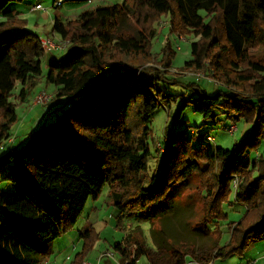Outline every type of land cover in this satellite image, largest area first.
<instances>
[{"label":"trees","instance_id":"trees-1","mask_svg":"<svg viewBox=\"0 0 264 264\" xmlns=\"http://www.w3.org/2000/svg\"><path fill=\"white\" fill-rule=\"evenodd\" d=\"M18 1L23 0H0V180L14 185L0 190V264H43L52 242L106 184L127 225L136 216L153 219L151 211L164 203L171 186L193 174L200 179L203 224L219 239L229 219L225 206L236 202L245 208L238 221L226 223L225 244L183 249L186 241L170 248L137 241L130 251L117 242L113 248L121 258L144 257L151 264L193 258L204 264L213 257H242L252 243L264 240V0H122L65 22L56 17L54 32L71 44L64 58L48 65L46 80L56 88L50 101L64 96L66 107L32 130L25 147H8L17 101H25L35 86L45 55L28 20L9 8ZM131 16L137 23L155 21L147 30H132ZM164 16L170 35L194 38L179 74L170 70L177 47L169 38L153 52L160 33L154 25ZM164 80L185 90L166 96L157 87ZM18 83L22 87L14 93ZM172 102H179L175 121L192 105L204 121L216 123L224 115L227 132L243 122L245 137L229 147L201 135L198 126L191 127V136L166 127L160 169L150 177L151 122L161 105L170 113ZM57 108L51 104L50 112ZM79 235L83 246L70 264H81L100 239L91 225ZM166 235L153 237L163 241Z\"/></svg>","mask_w":264,"mask_h":264},{"label":"rangeland","instance_id":"rangeland-1","mask_svg":"<svg viewBox=\"0 0 264 264\" xmlns=\"http://www.w3.org/2000/svg\"><path fill=\"white\" fill-rule=\"evenodd\" d=\"M71 1L73 0H68L57 7L56 5L63 2V0H58L56 5H55V0H23L20 2L18 1L11 3L9 5V8L10 9L17 8L21 11L23 10L24 17L23 16L22 17L28 19L29 22L27 24V27L30 28L31 31L37 34L41 32L46 33L48 35V38H51L54 42L58 43L60 39L63 40H68V39H64L60 37L58 33L54 32L55 18L57 17L60 19H66L68 16L71 17L73 11L75 10L78 12L80 5H82V4L73 5ZM82 1L83 4H85L84 0H80V2ZM121 2L122 0L94 1L95 4H103V5L117 4ZM38 3L45 9L41 11H36V10L30 11V6L37 5ZM145 9L146 8H143L142 11L143 14L147 13ZM74 19H76V17ZM127 19H128L127 24L128 26H131L132 30H136L137 26L144 27L147 30L148 28L151 27L150 21L152 22L154 18L147 19V22L141 21L140 23H137L136 17L133 16L128 17ZM35 21H38L40 23L38 27L35 24ZM154 21L155 20H153V22ZM168 25H169L168 18L165 16L156 21L154 26L158 29V32L160 33L153 41L154 42L153 52L158 53L161 47L164 45L166 39L169 38L173 43V45L177 47L176 48L177 55L174 60L173 67L170 70L172 73L179 74L182 71L181 69L184 62L191 57L189 44L194 38L193 37L185 38L184 36L180 38H176L175 35L172 34L170 35L169 33L170 27ZM46 34L43 36L46 37ZM49 35L50 36L53 35L54 38L50 37ZM56 51L60 52L59 50ZM63 52L64 53L60 56V58L65 57L67 50L65 49ZM150 64L152 63H148L147 65ZM47 69L48 67H46V65L43 64V71L41 75L36 78L35 87L45 88L52 94H55L56 93L55 86L53 84L47 83L46 80ZM189 74L193 76L192 72H189ZM195 74L197 76L204 77L205 81L211 79L210 77L205 75L204 72H196ZM18 87H21L20 83L17 84L14 93H18V91L20 90ZM157 87L158 89L162 90V92L166 96L167 93L170 92L180 93L185 90V87H183L182 85L167 84V81L165 80L159 82ZM218 87L220 86L218 85ZM12 99L13 101H17L15 95L12 96ZM66 99L67 98L64 96L63 97L59 96L54 98L46 105L39 104L38 105L39 107L34 110L35 112H38V115L35 117V120L37 121L35 122L36 125L31 124L27 129L25 126L24 127L25 130H23L21 133L16 132L17 131L16 124L19 123V120H21L20 115L27 112L26 108L29 107L30 103L32 102L31 94L28 96V98H26L25 101L23 102L17 101L16 111L18 113V120L12 127L11 131L13 135L18 134L19 136L17 137V141L13 146L25 147L32 129L40 127L44 122H50L51 120H54L57 114L62 112L63 110L62 108L66 107L65 105ZM51 104L58 106L57 108L58 111L53 110L52 112H48V114L46 113L42 116L41 115L42 112L46 108L50 109ZM166 105H169L168 101L166 102ZM42 107H46V108L42 109ZM178 107H179V102H172L169 107V111H170L169 113L168 108L164 105H161L157 108L156 113L152 119L151 128H152V132L155 135L154 136L155 143H153V141L150 140V154L147 156L148 168L146 171L147 175L150 177L154 173H157L158 170L160 169L159 152L162 151L160 142H162V139L165 138L166 127L169 133L171 132L179 133L183 130H187V135L191 136L192 135L191 127L194 128L198 126L197 128L201 135H205V136L211 135L215 138L218 144H223L229 147L232 146V142H234V140H240L241 138L245 137V134H243L242 130H245L247 126L243 122H238L234 124V126H236L237 129L234 133H230L229 131L227 132L224 130L223 125L230 124L229 121L225 119L224 115L222 114L219 115L218 117L219 121H217L216 123H213L211 121H204L202 120L201 116L198 113H195L193 111L192 105H189V107L185 110L183 117L179 121H175L174 114L175 111L178 109ZM34 111L31 113V115H29L28 120L31 121L32 114H35ZM234 126L232 127L235 128ZM196 139L198 142L200 136H197ZM8 147H10V145ZM1 151L3 152V150ZM199 186H200L199 177L196 174H193L192 176L188 175L185 181L179 182L177 184H173L164 203L160 204L158 207H156L151 211V216H154L153 219L151 217H142V216L132 217L131 225L123 228V230L126 232L125 239L130 238L128 239L125 246H127L130 251H134L136 248L137 241H141V242L146 241L151 246H154L156 244H162L169 248L172 247L173 245L179 244L180 242L186 241V244L183 246V249L184 248L188 249L190 247L191 249H193L196 247L212 246L216 243L225 244L224 242L228 238V233L225 232L227 226L226 223L229 222L230 220L238 221L241 215L244 213L245 208L243 205L236 202L225 206L226 211L229 213V219L224 221L222 225V229L224 232L222 233L219 239L218 238L219 235L217 231H209L205 228L203 224L202 198L199 193L200 190ZM13 189H14V185L11 182L0 180V190H13ZM109 193H110L109 186L108 184H106L105 186H103L101 193L96 199L90 197L87 200L83 213L79 216V218L74 223V225L67 232H65L64 234H62L60 237H58L56 240L53 241L54 244L53 251L55 252L54 253L55 264H67L68 261L66 260V255L72 253V250L76 251V253L81 251L83 246V239L78 236L79 235L78 232L82 230L85 226H87L89 223H91L92 226L99 233L103 231L105 227H107L106 229L107 232L114 235V237L110 239V243L114 242L113 247L116 244L115 241L118 242L122 241V238L124 237V232L117 229L116 227L118 217H120V213L119 210L112 204ZM120 219L126 220L127 217L122 216L120 217ZM164 233H166L167 235L163 241H158L153 237V235L158 236L159 234L162 236ZM106 235L109 234L106 233ZM99 241H97V243L95 244L96 247H94V249L87 255V258L90 259V261L94 260V257L97 254V250L99 246L100 247L106 246V244H104L103 241L101 243H99ZM255 243L257 242H254L253 244ZM73 244L76 246L75 248H73L74 247ZM255 245L252 244L250 245V247L246 250L245 256L239 257L236 255H232L222 260L217 259L216 264L224 261L227 264L240 263L243 258L245 259L249 256L250 251L253 250L254 248L253 246ZM57 246L58 248H56ZM133 253L134 252H132V254ZM72 257H74V254H72ZM84 261L86 262L87 260ZM84 261H82L81 264H83Z\"/></svg>","mask_w":264,"mask_h":264},{"label":"crops","instance_id":"crops-1","mask_svg":"<svg viewBox=\"0 0 264 264\" xmlns=\"http://www.w3.org/2000/svg\"><path fill=\"white\" fill-rule=\"evenodd\" d=\"M66 1H68V0H63V2H61V3H59V4H63V3H65ZM85 1V4H83V1L82 2H80V0H73V1H71V3H73V5H76V4H82V5H80V7H79V11L77 12V11H73V13H72V15H71V17H67L66 19L68 20V19H71V18H77L83 11H86V10H90V9H93V8H95V7H97V6H99V5H103V4H95L94 3V1L95 0H84ZM102 1H107V0H102ZM56 3V2H55ZM39 4V3H38ZM95 4V5H94ZM105 5V4H104ZM16 10H18L19 12H20V14H21V16H23V10L21 11V10H19V9H17V8H15ZM30 11H35L34 9H33V5H31L30 6ZM36 11H41V9H39V10H36ZM24 17V16H23ZM27 19V18H26ZM66 19H60V20H62L63 22H65V20ZM28 20V19H27ZM29 22V21H28ZM35 24L37 25V27H38V25L40 24L38 21H35ZM30 29V28H29ZM46 33H43V32H41V33H38V35H39V39L41 38V37H44L43 35H45ZM50 36V35H49ZM46 37H48V35L46 34ZM50 37H52V38H54L53 37V35L52 36H50ZM45 52V51H44ZM48 52H50V53H47V52H45V55H44V57H43V59H42V67H43V64H45L46 65V67H48V65L53 61V60H55V59H57V58H60V56L64 53L63 51H61V52H57L56 50H54V49H52V50H50V51H48ZM35 80H36V78H35ZM36 86V85H35ZM33 87V88H30V90L28 91V93H27V98H28V96L31 94V97H32V102L30 103V105H29V107H27L26 108V110H27V112L26 113H23L22 115H20V118H21V120H19V123H17L16 125V132L17 133H21L23 130H25V126H26V129L31 125V124H34V125H36L35 124V122H37L36 120H35V117L38 115V112H35L34 110L36 109V108H38L39 106L38 105H35L34 103H33V98H34V96L40 91V90H42V89H45V88H36V87ZM22 87V86H21ZM21 87H18L19 89H21ZM28 88V87H27ZM36 88V89H35ZM35 89V90H34ZM32 91V92H31ZM19 92V91H18ZM50 107V106H49ZM44 108H46V107H42V109H44ZM51 109V108H50ZM50 109H48V108H46L43 112H42V116L44 115V114H48V112H50ZM35 112V114H32V117H31V121L30 120H28V117H29V115H31V113L32 112ZM37 113V114H36ZM35 120V121H34ZM35 128H33L32 130H34ZM242 131H244V130H242ZM13 135V134H12ZM19 135L18 134H14L6 143H8V145L9 144H13V143H16V141H17V137H18ZM89 225H91L92 226V224L91 223H89L87 226H89ZM129 225H131V222L130 223H128L127 225H124V221H122V220H119L118 219V221H117V224H116V227H117V229H119V230H121V231H123L124 232V237L122 238V241H121V243H123V245H125L126 243H127V239H125V236H126V232L123 230V228H125V227H128ZM87 226H85V227H87ZM84 227V228H85ZM83 228V229H84ZM82 229V230H83ZM107 227H105L104 228V230L103 231H101L100 233H99V235H100V239L99 240H101V241H99V243H101L102 241H103V243L104 244H106V246H99L98 247V250H97V254H96V256L94 257V260H92V261H96L98 258H100V254L101 253H104V252H106V251H114L115 253H114V256H109V255H106V256H103V257H101L100 258V264H126L127 262H129V261H131V263L130 264H151V263H149L144 257H142V258H140V259H136V257H133L132 258V256L131 257H129V258H121V254L118 252V251H116V250H114V248H113V244H114V242L113 243H110V239L111 238H113L114 237V235L113 234H111V233H108L107 232ZM80 233V231L78 232V234ZM106 233L107 234H109V235H106ZM128 235H129V233H128ZM79 237H80V235H78ZM229 236V235H228ZM128 237V236H127ZM130 239V238H129ZM228 239V238H227ZM116 243L118 242V241H115ZM125 242V243H124ZM256 244V245H255ZM255 244H253L252 243V245H255V246H253L254 248H253V250H251L250 251V253H249V256L247 257V258H243L242 259V261L240 262V263H245V262H252L253 264H264V240H261V241H257V243H255ZM73 248H75L76 246L73 244ZM53 247H54V244H53V242H52V244H51V246H50V253H49V255H47V257L45 258V262H43V264H55V261H54V251H53ZM96 247V246H95ZM250 247V246H249ZM248 247V248H249ZM56 248H58V246L56 247ZM247 248V249H248ZM72 254H74V256H75V254H76V251H73L72 250V253H70V254H68V255H66V260L68 261V263L67 264H70V262L74 259V257H72ZM245 254H246V252H245ZM245 256V255H244ZM133 259H134V261H133ZM219 259H224V258H219ZM85 260H89L90 261V259H88V258H86ZM211 261V260H210ZM216 262H217V259H212V264H216ZM186 264H201V263H198V262H196V260H194L193 258H189L188 260H187V262H186ZM203 264V263H202ZM204 264H207V263H204ZM217 264H227V263H225V261L224 262H219V263H217ZM235 264H239V263H235Z\"/></svg>","mask_w":264,"mask_h":264},{"label":"built area","instance_id":"built-area-1","mask_svg":"<svg viewBox=\"0 0 264 264\" xmlns=\"http://www.w3.org/2000/svg\"><path fill=\"white\" fill-rule=\"evenodd\" d=\"M56 4H57V2H56ZM33 9L34 10H39V9L43 10L45 8H43L41 5L37 4V5L33 6ZM40 42H41L42 47H43L45 52H48L52 49L59 50L61 52V51H64L66 48H68V46L70 44L69 40L60 39L58 41V43H56L51 38H48L45 36L40 38ZM52 98H53V94L51 92H49L46 89H42L34 96L33 103L35 105H39V104L43 105V104L48 103ZM161 150H162V146H161ZM114 253H115L114 251H106V252L100 254V258L103 256H106V255L114 256ZM133 257L134 256H132V258ZM100 258H98L96 261H89V260H87L86 262L84 261L83 264H100ZM133 261H134V259H133ZM130 263H131V261L127 262L126 264H130ZM207 264H212V260L209 261ZM239 264H253V263L252 262H245V263H239Z\"/></svg>","mask_w":264,"mask_h":264}]
</instances>
